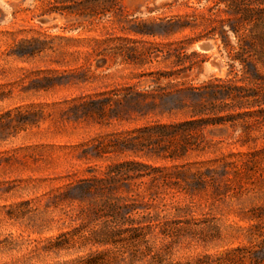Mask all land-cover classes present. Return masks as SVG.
I'll use <instances>...</instances> for the list:
<instances>
[{
    "label": "rangeland",
    "instance_id": "rangeland-1",
    "mask_svg": "<svg viewBox=\"0 0 264 264\" xmlns=\"http://www.w3.org/2000/svg\"><path fill=\"white\" fill-rule=\"evenodd\" d=\"M51 1L0 0V264H70L112 248L72 246L59 238L79 222V202L68 204L64 192L114 162L133 159L164 168L148 169L154 176L138 180L130 193L150 200L153 213L193 205L197 223L176 242L150 234L155 247L168 244L164 264L194 262L239 245L258 248L264 242V117L245 113L258 107H226L219 115L238 113L234 121L198 124L187 138L190 127L181 125L192 119L194 105L211 100L191 88L214 77H243L218 34L197 37L218 22L193 13L228 18L226 6L124 0L129 16L117 21L112 13H49ZM187 14L192 26L167 24ZM206 38L216 42L209 53L195 48ZM214 54L224 59L221 73L206 69ZM69 196L90 197L78 188ZM259 256L260 262L247 264H264V251ZM149 259L126 253L114 264Z\"/></svg>",
    "mask_w": 264,
    "mask_h": 264
},
{
    "label": "trees",
    "instance_id": "trees-1",
    "mask_svg": "<svg viewBox=\"0 0 264 264\" xmlns=\"http://www.w3.org/2000/svg\"><path fill=\"white\" fill-rule=\"evenodd\" d=\"M222 4L226 6L224 11L228 12L230 17L218 18L213 12L207 16L205 13H193L194 18L200 15L211 23L218 22L211 26L209 32L199 34L197 37L218 34L226 49L230 48L228 57L231 64L238 63L242 66L243 77L237 79L231 74L226 77H214L201 87L190 89L197 95L211 100L191 108L192 119L181 123V125L190 127L184 138L190 136L191 127H196L198 124L203 126L234 121L238 113L219 115L226 111V107L234 109L258 107L254 112L246 111L245 113L264 117V73L261 71L264 67V0H215L213 8H220ZM210 9L212 10V7ZM48 12L60 14L72 12L77 15L94 17L112 13L117 21L129 16L124 0H52ZM189 16L191 15H185L183 22L181 19H169L167 24L172 26L179 23V28L185 29L192 26L188 24L190 23ZM226 25H229L228 29ZM230 29L235 33L237 48L230 42ZM140 33L154 35V32L146 30H141ZM175 52L177 57L183 58L184 52L178 48H175ZM197 54L196 51L191 53L195 56ZM171 55L172 51L167 50V56ZM165 76L171 77L172 73H167ZM211 114L217 116L213 120L198 118ZM183 155L185 154H172L171 157L176 158ZM148 169H153L154 172L164 170V168L153 167L139 160H124L109 165L101 175L83 178L67 187L64 196L68 204L74 201L79 202V210L75 214L79 222L59 238L65 237V242L72 246L77 243L92 242L114 247L92 253L70 264H114L126 253L131 255L132 260L150 258L149 264H164L165 248L168 244L163 243L155 247L150 244V234L156 232V236L160 235L163 240L169 239V243H174L184 232L193 229L194 223L197 222H194L195 218L192 215V204L171 205L170 210L163 208L153 213L150 210L153 207L150 200H145L146 197L139 193L130 194L132 186L137 185L138 180L143 183V178L153 175ZM164 178L168 181L167 174ZM197 181L199 185L205 182L203 178ZM74 188H78L83 195H90V197L72 198L69 193ZM120 190L126 191L127 194H116ZM151 199H154V196H151ZM140 211L142 213L136 216L135 213ZM262 251H264V242L258 245V248L239 245L215 256L204 255L194 262L169 264L257 263L260 262L259 253Z\"/></svg>",
    "mask_w": 264,
    "mask_h": 264
},
{
    "label": "water",
    "instance_id": "water-1",
    "mask_svg": "<svg viewBox=\"0 0 264 264\" xmlns=\"http://www.w3.org/2000/svg\"><path fill=\"white\" fill-rule=\"evenodd\" d=\"M50 18H43V22L50 21ZM195 48L199 51L209 53L216 48V42L212 38L202 39L195 43ZM225 67L224 59L219 54H214L209 60L206 69L213 72H221Z\"/></svg>",
    "mask_w": 264,
    "mask_h": 264
},
{
    "label": "bare ground",
    "instance_id": "bare-ground-1",
    "mask_svg": "<svg viewBox=\"0 0 264 264\" xmlns=\"http://www.w3.org/2000/svg\"><path fill=\"white\" fill-rule=\"evenodd\" d=\"M222 71H223V70H222ZM222 71H221V72H222ZM221 72H220V73H221Z\"/></svg>",
    "mask_w": 264,
    "mask_h": 264
}]
</instances>
